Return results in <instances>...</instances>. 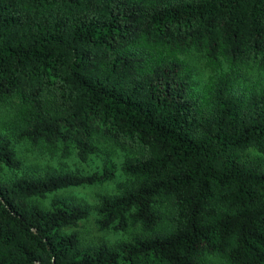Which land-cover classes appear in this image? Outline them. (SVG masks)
<instances>
[{"label":"trees","instance_id":"1","mask_svg":"<svg viewBox=\"0 0 264 264\" xmlns=\"http://www.w3.org/2000/svg\"><path fill=\"white\" fill-rule=\"evenodd\" d=\"M212 74L199 87L186 57ZM264 0H0V264H264ZM82 172L18 171L15 143ZM95 224L131 236L81 243L90 210L53 197L103 184Z\"/></svg>","mask_w":264,"mask_h":264},{"label":"rangeland","instance_id":"2","mask_svg":"<svg viewBox=\"0 0 264 264\" xmlns=\"http://www.w3.org/2000/svg\"><path fill=\"white\" fill-rule=\"evenodd\" d=\"M187 62L194 67L195 76L199 87H201L208 77L212 74L209 70L201 67L200 62L196 60L194 54L186 57ZM243 89L246 86L254 85L260 81H264V72L247 71L242 76ZM10 117L0 115V129L3 134L13 137L12 129L9 127ZM17 155L21 159V168L18 171L6 172V177H17L22 174L39 175L47 171H68L79 169L82 172H91L100 169L102 162L106 158L113 159L116 163L123 160V153L115 151L108 147H102L101 150L94 155H90L86 161H80L74 154L63 157L60 153L49 154L42 152L39 149L33 148L25 141H17L15 143ZM125 177L118 171L112 180L103 184L81 185L68 187L56 192L48 193L44 198H37L35 202L39 203L45 208L49 207L50 201L53 197L65 198L74 202H81L87 205L90 210L89 216L81 220L79 225L74 228L80 236L81 243L98 244L101 242L114 245L120 240H123L133 233V230L126 232L112 231L110 229L100 230L95 224L96 212L95 208L98 204L99 194H114L118 191V187Z\"/></svg>","mask_w":264,"mask_h":264}]
</instances>
